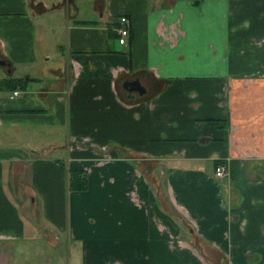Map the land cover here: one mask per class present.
Here are the masks:
<instances>
[{"label": "crops", "instance_id": "1", "mask_svg": "<svg viewBox=\"0 0 264 264\" xmlns=\"http://www.w3.org/2000/svg\"><path fill=\"white\" fill-rule=\"evenodd\" d=\"M0 59V264H264V0H0Z\"/></svg>", "mask_w": 264, "mask_h": 264}, {"label": "trees", "instance_id": "2", "mask_svg": "<svg viewBox=\"0 0 264 264\" xmlns=\"http://www.w3.org/2000/svg\"><path fill=\"white\" fill-rule=\"evenodd\" d=\"M28 80V79H27ZM6 83H10L9 88H15V86L23 88V84H26L22 79L6 80ZM8 88V87H7ZM66 186L68 191H83L86 189V175L84 171L80 169H67L66 171ZM173 216V215H172Z\"/></svg>", "mask_w": 264, "mask_h": 264}, {"label": "built area", "instance_id": "3", "mask_svg": "<svg viewBox=\"0 0 264 264\" xmlns=\"http://www.w3.org/2000/svg\"><path fill=\"white\" fill-rule=\"evenodd\" d=\"M117 27L114 28V33L116 34V41L119 45H123L126 42V37L128 35V29H127V19L123 16L120 15L117 20ZM19 93V89H15L11 92L10 98L16 96ZM68 145L66 150L69 151ZM225 168L223 165H217L214 168V176L215 177H221L225 174Z\"/></svg>", "mask_w": 264, "mask_h": 264}, {"label": "water", "instance_id": "4", "mask_svg": "<svg viewBox=\"0 0 264 264\" xmlns=\"http://www.w3.org/2000/svg\"><path fill=\"white\" fill-rule=\"evenodd\" d=\"M0 66H7L9 67V63L0 59ZM123 87L125 91L130 94L131 91H137L138 93H142V89L139 86V83L137 80H129L125 81L123 84Z\"/></svg>", "mask_w": 264, "mask_h": 264}, {"label": "rangeland", "instance_id": "5", "mask_svg": "<svg viewBox=\"0 0 264 264\" xmlns=\"http://www.w3.org/2000/svg\"><path fill=\"white\" fill-rule=\"evenodd\" d=\"M55 153H52V154H49V155H47V157L48 158H53V155H54ZM54 156H56V155H54Z\"/></svg>", "mask_w": 264, "mask_h": 264}]
</instances>
